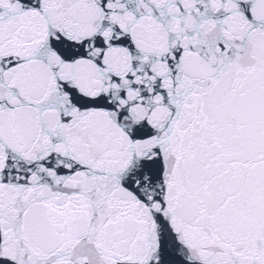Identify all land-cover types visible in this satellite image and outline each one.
Here are the masks:
<instances>
[{
	"label": "snow or ice",
	"instance_id": "obj_1",
	"mask_svg": "<svg viewBox=\"0 0 264 264\" xmlns=\"http://www.w3.org/2000/svg\"><path fill=\"white\" fill-rule=\"evenodd\" d=\"M0 264H264V0H0Z\"/></svg>",
	"mask_w": 264,
	"mask_h": 264
}]
</instances>
